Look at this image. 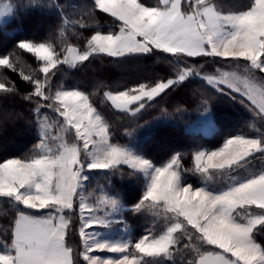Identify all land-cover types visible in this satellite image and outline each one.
<instances>
[{"label":"snow or ice","instance_id":"obj_1","mask_svg":"<svg viewBox=\"0 0 264 264\" xmlns=\"http://www.w3.org/2000/svg\"><path fill=\"white\" fill-rule=\"evenodd\" d=\"M95 6L119 22L118 32H96L88 40L87 50L72 56L71 60L69 56L61 60L50 43L19 42V49L43 62L45 81L50 69L58 64L75 66V62L87 61L93 54L101 53L124 57L161 50L188 57H220L233 64L243 60L246 62L244 76L225 71L218 77H208L207 83L221 90V85H226L240 93L258 108L257 115L264 118V0H252L247 10L228 15L217 11L210 0H159L156 6H146L140 0H95ZM67 51L76 52L73 48ZM0 66L15 68L9 55L0 57ZM256 73H260L259 82ZM193 74L192 69L185 68L176 79L141 83L116 95L108 94V98L117 109L135 114L145 107L146 101L166 93ZM23 78L32 82L35 95L47 102L36 107L38 120L41 107L53 109L83 143L82 148L62 143L53 151L46 146L47 128L41 125L45 139L38 145L40 154L30 159L0 161V197L25 209L48 210L40 215L19 211L11 244L6 246L7 251H0V264H72V250L65 246L69 221L64 211L72 209L73 197L87 179L83 175L85 165L79 159L81 150L90 157L86 165L90 170L125 164L144 171L149 183L137 209L163 208L175 221L163 234L146 235L136 242V254L130 255L129 245L110 247L94 239L89 241L85 227L101 223V219L90 216L80 229L85 237L84 260L89 264H145V256L171 258L180 244L174 236L178 230L188 241L185 248L192 247L194 240L202 246H214L211 251L196 249L198 261L188 264H264V247L255 239L258 232L264 233V169L242 181L233 180L219 191L206 187L193 189L191 184L185 186L181 183L178 156L167 165L157 167L128 148L108 143V125L96 114L83 92L58 90L45 95V81L33 80L30 76ZM0 90L12 91L5 83H0ZM134 102H138V107L132 109L129 106ZM90 144L93 150L89 149ZM257 154L264 158V134L258 138L234 136L216 151L198 152L195 160L197 170L211 179L210 169L230 173L249 165ZM109 202L116 203L105 200ZM79 207L83 215L86 208L83 199ZM254 208L259 212H254ZM93 246L101 251L121 253L122 257L104 260L90 256L88 251Z\"/></svg>","mask_w":264,"mask_h":264},{"label":"trees","instance_id":"obj_2","mask_svg":"<svg viewBox=\"0 0 264 264\" xmlns=\"http://www.w3.org/2000/svg\"><path fill=\"white\" fill-rule=\"evenodd\" d=\"M9 1L14 10L9 20L0 23V57L9 55L15 68L0 66V83L12 89L8 92L0 90V161L11 158L30 159L40 154L38 145L45 139L41 125L47 128L46 142L52 145L56 143L53 137L60 131L63 122L58 113L47 107H41L38 120L35 109L38 104L47 102L35 95L33 83L23 77L45 81L43 62L26 50L19 49V42L50 43L63 60L69 46L84 52L88 40L96 32H118L119 29V22L97 9L95 0ZM140 2L146 6L159 4V0ZM210 3L215 5L217 11L227 13L247 10L252 0H210ZM214 59L211 56L174 55L161 50L124 57L93 54L87 61L75 62V66L60 63L53 68L47 74L45 95L54 94L63 88L82 91L108 125L112 143L131 146L158 165L178 156L183 183L219 191L233 180L248 178L250 174L264 169V158H259L257 154V158L249 165L230 173L227 170L210 169L211 179L197 170L195 156L200 150L217 149L235 135L260 137L264 134V118L257 115V109L246 98L225 85H221L222 90L216 88V85H209L207 79L195 71L171 90L152 101H146L145 107L135 114L117 109L107 96V92L127 91L141 83L155 84L176 79L185 66L198 70ZM137 107L138 102L130 108ZM206 108L210 109L215 129L211 133L187 129V125ZM86 172L85 193H110L130 206L122 215L131 225L133 241L146 234L157 235L165 230L169 217L161 208L145 206L137 209L147 188V180L140 171L127 165H117L111 169ZM19 211L32 215L46 212L25 209L14 201L0 197V251H7L6 246L11 244ZM253 211L257 213L259 209L254 208ZM70 213L73 217L77 216L75 211ZM78 224V220L70 218L66 242L72 249L73 264H88L82 255ZM179 236L180 244L175 248L179 253L192 249L196 253V249L200 252L214 250V246H202L197 240L192 242V247L185 248L188 241L181 233ZM255 239L264 247V233L258 232ZM143 259L145 264H188L172 257L145 256Z\"/></svg>","mask_w":264,"mask_h":264},{"label":"rangeland","instance_id":"obj_3","mask_svg":"<svg viewBox=\"0 0 264 264\" xmlns=\"http://www.w3.org/2000/svg\"><path fill=\"white\" fill-rule=\"evenodd\" d=\"M13 10H14V6L12 5V3L9 0H0V23L6 22L7 20H9L13 15ZM220 13L222 15H228V14L235 13V12H227V13L220 12ZM102 34H107V33H102ZM26 42H32V41H26ZM69 48H73L76 50L75 53H71V54H69L68 51L66 52L65 56H69L70 60H71V57L76 55L77 53H83V52L79 51L74 46H69L68 49ZM212 58H215V59L212 62L202 66L198 70L194 69L192 67H188V66L187 67L185 66V68L192 69L193 71L197 72L199 75H203L206 79L208 77H213V76L218 77L222 72H225V71H233V72H236L240 76H244L246 74L245 73L246 62H244L243 60H241V62L239 64H233L229 60H226L224 58H220V57H217V58L212 57ZM68 64H72V63H68ZM51 70H53V69H50V72H51ZM259 76H260V73H256L257 82H259ZM65 90L72 91V90H77V89L63 88V89H60L59 91H65ZM118 93L119 92H107V96H108V94L116 95ZM237 94L241 95L240 93H237ZM134 103H136V102H134ZM131 105L129 107H131ZM253 106H255V105H253ZM255 108H256V106H255ZM256 109L258 111V108H256ZM96 114H99L97 112V110H96ZM215 127H216V124H215V122L211 116V112H210L209 108H206L205 110H203L194 121L190 122L187 125V129H189V130H193V131L200 130V131H203L206 133H211L215 129ZM59 128H60V131H58L57 135L56 136L54 135V137H53L54 140L56 141V143L51 145L48 142H46V146L48 148L55 151L60 146V144H62V143L67 144V145L76 144L77 146L82 148L83 142L77 140V138L75 136L74 129H69L65 125L64 121L62 122V126H60ZM235 136H237V135H235ZM232 137H234V136H232ZM232 137H229L228 139H230ZM246 137L258 138L256 136H254V137L246 136ZM226 141H225V143H226ZM108 143L116 145V146L128 148L129 150H131L135 154L145 158L144 156L139 154L137 151H135L131 146L112 143L109 139V135H108ZM223 145L221 147H223ZM221 147H219L217 149H213V150L202 149L199 152H206L207 153L210 151H216V150L220 149ZM89 149L93 150L91 144L89 145ZM79 159H80V162L85 165L83 175H85L87 177L86 171H88L90 169H88L86 167V165L89 162L90 157L86 154V152L81 150ZM145 159H148V158H145ZM148 160H150V159H148ZM170 162H171V160L168 161L167 163L163 164V165H158V164H155L154 162H152V163L157 167H161V166L167 165ZM203 163L206 165V157H205ZM120 165H125V164H120ZM127 166H129L131 168L130 165H127ZM138 171H140L142 173V175L146 178L147 186H148V183H149L148 176L145 174L144 171H141V170H138ZM248 178H250V177H248ZM242 180H240V181H242ZM85 181L86 180H84L81 183L80 187H78V189H77V194L73 197L72 209H70V210L66 209L64 211V216L66 217V219L69 222H70L71 217L74 220L79 221L77 230L79 231L80 239H81V243H82V248H83V251H82L83 254L82 255L84 256V253H85V237L81 235L80 229L83 226V221L85 219L89 218L90 216L95 217L97 219H101V223L93 224L91 227H85V232H87L89 234L88 235L89 241H91V239H94L97 243H106L110 247L114 246V245H121V246L122 245H129L130 248L128 249V254L135 255L137 250H135L134 244L136 242H138L140 239H142L144 236L149 235V234H146L143 237L133 241L131 238V233H130L131 232V225L126 221V219L122 215L123 211L130 208V206L126 205L121 199L114 197L110 193H103V194L102 193L101 194H95L94 192H92L91 194L85 193L84 192L85 191L84 190L85 189V186H84ZM181 183L185 186L188 185V184L183 183L182 177H181ZM192 188L195 189L196 187L192 186ZM146 191H147V188H146ZM212 191H217V190H212ZM145 194H146V192H145ZM145 194H144V196H145ZM81 199H83L84 203L86 204V208L84 210L83 215H81L80 207H79ZM105 200H108V201L115 200L116 203L114 205H112L110 202L105 203ZM161 209H162V212H164V214L169 217V223H168L167 227L165 228V230L161 231L157 235H151V236H159L160 234H163L167 230V228L170 227L173 222H175L174 216L171 213L165 212L163 210V208H161ZM46 211H48V210H46ZM72 211L77 212V216L74 215V217H73L70 213ZM67 229H68V227H67ZM67 229L65 232V243H66V245H67V242H66ZM179 233H180V231L178 230L174 234V236L177 239H179V237H180ZM67 247L70 248L68 245H67ZM88 255L99 256L104 260L119 259L122 257L121 253L111 252L108 250L101 251L99 249H96L94 246L91 248V250L88 251ZM172 258L177 259V260H184L185 262H189V261H198L199 256L195 252V250H193V249L192 250H185L182 253H179V252H177V250L174 249V254H173ZM71 259H72V264H73V253H72V251H71ZM87 263L89 264L88 261H87Z\"/></svg>","mask_w":264,"mask_h":264},{"label":"crops","instance_id":"obj_4","mask_svg":"<svg viewBox=\"0 0 264 264\" xmlns=\"http://www.w3.org/2000/svg\"><path fill=\"white\" fill-rule=\"evenodd\" d=\"M65 246L67 247L66 243H65Z\"/></svg>","mask_w":264,"mask_h":264}]
</instances>
